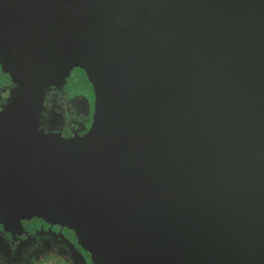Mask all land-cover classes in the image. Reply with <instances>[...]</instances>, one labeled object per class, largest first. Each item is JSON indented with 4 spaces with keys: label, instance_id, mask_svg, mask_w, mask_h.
I'll list each match as a JSON object with an SVG mask.
<instances>
[{
    "label": "water",
    "instance_id": "95a60500",
    "mask_svg": "<svg viewBox=\"0 0 264 264\" xmlns=\"http://www.w3.org/2000/svg\"><path fill=\"white\" fill-rule=\"evenodd\" d=\"M0 65L12 129L22 90L95 92L82 136L0 138L4 215L91 264H264V0H0Z\"/></svg>",
    "mask_w": 264,
    "mask_h": 264
},
{
    "label": "flooded vegetation",
    "instance_id": "af4514ba",
    "mask_svg": "<svg viewBox=\"0 0 264 264\" xmlns=\"http://www.w3.org/2000/svg\"><path fill=\"white\" fill-rule=\"evenodd\" d=\"M76 70L84 71L77 67L71 70L64 81L53 79L45 87L44 93L38 96L39 99L35 98L30 91L22 90L15 97V103L18 104L19 112L30 121V125L12 129L14 117L2 115L1 111L7 105L10 90L17 84L10 73L3 71L0 65V138H5V134H7L6 137L39 134L55 138L86 134L92 124L93 115L84 112L86 108L80 106L78 94L72 93L69 86L72 80L71 75ZM28 104L39 107V112L37 110L28 112L26 116ZM21 118L18 117V119ZM18 220L16 218L12 220L10 215H4L0 210V256L6 260L7 264L18 262L38 248L36 256L39 251L41 253H62L69 260L74 253L81 264H91L89 254L78 245L76 234L72 230L57 224H50L38 216ZM78 250L84 256L86 263Z\"/></svg>",
    "mask_w": 264,
    "mask_h": 264
},
{
    "label": "rangeland",
    "instance_id": "374dc122",
    "mask_svg": "<svg viewBox=\"0 0 264 264\" xmlns=\"http://www.w3.org/2000/svg\"><path fill=\"white\" fill-rule=\"evenodd\" d=\"M77 76V77H76ZM69 86L72 89V93H77L79 98V104L82 108H86L83 111L86 114H94L95 107V92L92 83L89 81L84 71L76 70L71 75ZM76 78V79H75ZM83 114L82 112H79ZM84 115V114H83ZM5 219V217H4ZM48 241V240H47ZM38 249L28 253V255L20 259L14 264H79L80 261L76 259V255L73 253V257H68L69 260L62 253H41ZM65 257V258H64ZM0 264H7L6 260L0 256ZM81 264V263H80Z\"/></svg>",
    "mask_w": 264,
    "mask_h": 264
}]
</instances>
